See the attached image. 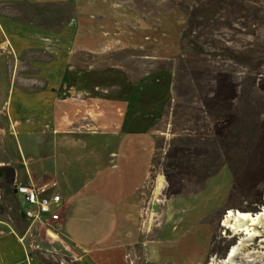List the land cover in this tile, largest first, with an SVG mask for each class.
Returning a JSON list of instances; mask_svg holds the SVG:
<instances>
[{
  "label": "crops",
  "instance_id": "obj_1",
  "mask_svg": "<svg viewBox=\"0 0 264 264\" xmlns=\"http://www.w3.org/2000/svg\"><path fill=\"white\" fill-rule=\"evenodd\" d=\"M8 1L0 0V6ZM19 1L69 4L73 17L60 31H46L0 17L1 50L10 47L16 57L30 50L50 56L48 62L33 63L44 89L28 92L16 87L6 100L9 135H23L36 151L25 155L19 147L21 157L15 163L13 194L15 186L49 185L46 195L61 197L59 239L43 232L49 244L56 243L55 254L60 261L175 264L163 257L160 249L168 244L184 218L171 216V200L161 209V192L155 198L154 191L150 205L146 198L153 150L148 133L159 115L158 111H148L152 94L132 92L124 76L86 74L68 64L73 54L99 56L116 48L140 46L146 32L134 33L133 38L122 34L124 26L129 29L131 23L140 29V17L112 0ZM116 78L120 91L110 89L116 85ZM100 79L111 91L97 92ZM139 84L133 86L138 88ZM142 154L146 161L139 176L134 163ZM18 167L24 168L25 177H19ZM163 214V226L155 225ZM202 226L208 237L194 264H203L209 250L211 229ZM154 229L160 231L159 237L148 241ZM39 253L27 250L13 230L0 226V264H42L40 260L44 259Z\"/></svg>",
  "mask_w": 264,
  "mask_h": 264
},
{
  "label": "rangeland",
  "instance_id": "obj_2",
  "mask_svg": "<svg viewBox=\"0 0 264 264\" xmlns=\"http://www.w3.org/2000/svg\"><path fill=\"white\" fill-rule=\"evenodd\" d=\"M112 1L129 8L140 17V29L138 24L131 23L128 25L129 29L124 26L122 34L131 35L133 38L134 33L146 32L144 43L140 46L116 48L99 56L73 54L68 64L86 74L98 73L100 76L111 75L117 78L124 76L128 86L132 87V92L139 91L153 96L148 99V111H158L159 115L148 133L152 139L153 150L146 185L147 204L153 203L151 201L154 191L155 198L161 192L158 198L162 202L161 209L171 200V216L178 218L181 215L184 218L177 231H173L168 244L161 247L160 253L175 264H194L207 241L208 231L202 226L206 225L210 227L211 233L207 258L203 264H220L232 247L238 246L241 241L243 243L239 246L234 264H264V229L260 225L253 227L257 237L251 240L243 233L234 234L223 226L228 212L242 213L241 210L250 206L251 195L254 193L243 189L239 196L235 195L228 202L232 179L226 167L208 179L202 189L171 198L164 196L167 183L162 174L164 157L172 140L186 136L207 137L213 129V121L201 112L202 103L196 85H207L211 74L219 71L230 73L238 82L245 76L257 80L264 78V0H253L241 5L236 3L225 13L214 10L207 13L202 18L203 25L200 28L204 34L200 42H206L201 53L193 51L189 46L185 53L179 50L186 15L177 5L186 0ZM19 2L9 0L1 5L0 17L22 18L16 12L23 9L17 5ZM213 46L214 50L211 49ZM49 59L48 54L40 51L30 50L16 57L10 47L0 49V226L5 230H13L18 237L23 234L24 225L18 214V204L22 203V197H15L10 192L13 191L15 182V163L21 157L20 146L25 155L28 154L26 152L34 154L36 151L23 135L18 138L9 135L5 104L16 87L28 92L44 89L45 84L39 79L33 63L48 62ZM137 82L140 84L135 88L133 85ZM117 83L118 81L116 85L110 86V89L113 87L120 91L122 87ZM96 90L100 94L111 91L108 90L106 81L101 79ZM145 161L142 154L134 163L139 176H142ZM17 170L19 177H25L23 167H18ZM215 206L217 207L213 211L208 212ZM263 208L264 206L259 212ZM163 224L164 214L156 219L155 225ZM153 232L148 236V241L152 237H159L160 231L154 229ZM48 242L49 239L41 232L38 239L41 252L37 253L42 254L41 257L47 263L67 264L66 261H60L55 254L58 249L56 243Z\"/></svg>",
  "mask_w": 264,
  "mask_h": 264
},
{
  "label": "trees",
  "instance_id": "obj_3",
  "mask_svg": "<svg viewBox=\"0 0 264 264\" xmlns=\"http://www.w3.org/2000/svg\"><path fill=\"white\" fill-rule=\"evenodd\" d=\"M251 1L186 0L178 4L186 15L180 52L185 53L189 47L196 52L203 51L206 42H200L204 35L200 28L207 13L212 10L225 13L236 3L241 5ZM17 5L23 9L16 12L22 18L26 17L25 20L19 17L8 19L46 31H60L73 17L69 4ZM258 79L245 76L238 82L230 73L219 71L211 74L207 85H196L202 103L201 112L213 121V129L207 137H177L170 142L162 165L167 183L166 198L202 189L208 179L226 167L232 179L228 202L235 195L239 196L243 189L253 191L250 206L241 212L259 213L264 206V78ZM40 263L50 264L44 260Z\"/></svg>",
  "mask_w": 264,
  "mask_h": 264
},
{
  "label": "built area",
  "instance_id": "obj_4",
  "mask_svg": "<svg viewBox=\"0 0 264 264\" xmlns=\"http://www.w3.org/2000/svg\"><path fill=\"white\" fill-rule=\"evenodd\" d=\"M50 186H54V183ZM49 185L40 187L15 186V195L22 197L19 215L24 224L20 242L30 252H41L37 244L40 233L45 232L49 238L59 239L61 235V197L57 194L47 196Z\"/></svg>",
  "mask_w": 264,
  "mask_h": 264
},
{
  "label": "bare ground",
  "instance_id": "obj_5",
  "mask_svg": "<svg viewBox=\"0 0 264 264\" xmlns=\"http://www.w3.org/2000/svg\"><path fill=\"white\" fill-rule=\"evenodd\" d=\"M263 219L264 208L261 212L255 215L240 212H228L225 220L223 221V226L233 231L234 234L243 233L244 236L251 240L252 238L257 237V234L255 233L256 230H254L253 227L260 225L261 228L264 229V222H262ZM242 243V241L238 242V246L232 247L226 260L220 262V264H234L233 260L238 255V249L240 248L239 246H242Z\"/></svg>",
  "mask_w": 264,
  "mask_h": 264
},
{
  "label": "flooded vegetation",
  "instance_id": "obj_6",
  "mask_svg": "<svg viewBox=\"0 0 264 264\" xmlns=\"http://www.w3.org/2000/svg\"><path fill=\"white\" fill-rule=\"evenodd\" d=\"M226 229H227V228H226ZM229 252H230V251H229ZM229 252H228V253H229ZM228 255H229V254H228ZM227 257H228V256H227ZM227 257H226V258H227ZM226 258H224V260H226ZM224 260H223V261H224Z\"/></svg>",
  "mask_w": 264,
  "mask_h": 264
},
{
  "label": "water",
  "instance_id": "obj_7",
  "mask_svg": "<svg viewBox=\"0 0 264 264\" xmlns=\"http://www.w3.org/2000/svg\"><path fill=\"white\" fill-rule=\"evenodd\" d=\"M229 253H227L226 257L228 256Z\"/></svg>",
  "mask_w": 264,
  "mask_h": 264
}]
</instances>
